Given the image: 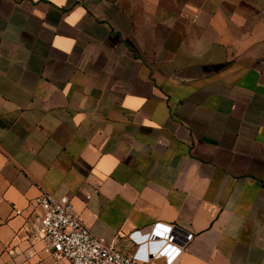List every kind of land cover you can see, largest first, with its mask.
I'll use <instances>...</instances> for the list:
<instances>
[{
    "label": "crops",
    "instance_id": "obj_1",
    "mask_svg": "<svg viewBox=\"0 0 264 264\" xmlns=\"http://www.w3.org/2000/svg\"><path fill=\"white\" fill-rule=\"evenodd\" d=\"M41 189L125 253L264 264V0H0V264H53Z\"/></svg>",
    "mask_w": 264,
    "mask_h": 264
},
{
    "label": "built area",
    "instance_id": "obj_2",
    "mask_svg": "<svg viewBox=\"0 0 264 264\" xmlns=\"http://www.w3.org/2000/svg\"><path fill=\"white\" fill-rule=\"evenodd\" d=\"M32 203L41 214L30 223L28 239L38 243L53 264H151L158 258L171 264L192 236L175 226L155 223L148 230L130 231L127 237L134 249L125 253L94 235L72 210L67 196L55 197L41 189Z\"/></svg>",
    "mask_w": 264,
    "mask_h": 264
}]
</instances>
